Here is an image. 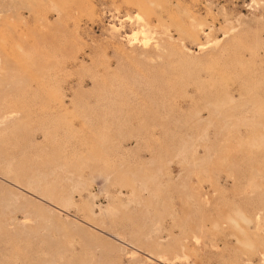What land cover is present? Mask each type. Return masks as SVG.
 <instances>
[{"label": "rangeland", "instance_id": "obj_1", "mask_svg": "<svg viewBox=\"0 0 264 264\" xmlns=\"http://www.w3.org/2000/svg\"><path fill=\"white\" fill-rule=\"evenodd\" d=\"M0 264H264V0H0Z\"/></svg>", "mask_w": 264, "mask_h": 264}]
</instances>
